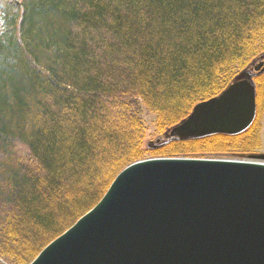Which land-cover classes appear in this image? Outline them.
<instances>
[{"label": "trees", "instance_id": "obj_1", "mask_svg": "<svg viewBox=\"0 0 264 264\" xmlns=\"http://www.w3.org/2000/svg\"><path fill=\"white\" fill-rule=\"evenodd\" d=\"M263 57L264 0L4 2L0 264H29L132 162L254 151L264 70L243 73ZM245 78L255 112L244 129L168 134L196 103Z\"/></svg>", "mask_w": 264, "mask_h": 264}, {"label": "water", "instance_id": "obj_2", "mask_svg": "<svg viewBox=\"0 0 264 264\" xmlns=\"http://www.w3.org/2000/svg\"><path fill=\"white\" fill-rule=\"evenodd\" d=\"M263 65L262 58L253 69ZM254 112V89L245 78L196 103L168 134L238 132ZM248 156L264 160V153ZM29 264H264V161L132 162Z\"/></svg>", "mask_w": 264, "mask_h": 264}, {"label": "rangeland", "instance_id": "obj_3", "mask_svg": "<svg viewBox=\"0 0 264 264\" xmlns=\"http://www.w3.org/2000/svg\"><path fill=\"white\" fill-rule=\"evenodd\" d=\"M16 0H0V30H1V7L2 4L4 2L9 3V2H14ZM264 59V57H263ZM254 65L249 66L243 73V75H245L248 78H251V76L253 74L256 73H260L261 71L264 70V65L263 67H261V69L259 71H255L253 69ZM262 92H263V97H264V84L262 86ZM144 119H145V127H146V138H145V145L147 147H152L154 145V139L157 136L156 131L154 129V124L152 121V118L150 117V115L146 114L144 115ZM258 131H259V145L258 147L250 152V154L252 153H264V106L263 109L260 111L259 113V118H258ZM249 153H233L232 155H234L235 157H238L237 159H249V160H258V161H264L263 159H253V158H249L248 156Z\"/></svg>", "mask_w": 264, "mask_h": 264}]
</instances>
